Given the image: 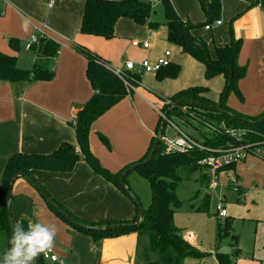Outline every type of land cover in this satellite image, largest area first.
<instances>
[{
  "label": "crops",
  "instance_id": "1",
  "mask_svg": "<svg viewBox=\"0 0 264 264\" xmlns=\"http://www.w3.org/2000/svg\"><path fill=\"white\" fill-rule=\"evenodd\" d=\"M84 1L54 0L48 7L47 0H0V53L21 58L22 47L28 45L33 35L59 44L51 59L53 76L49 80L14 83L0 80V188L2 172L11 154L50 153L62 142L76 146L73 119L80 106L91 97L93 89L86 77L87 60L74 49V44L95 53L113 67L122 66L126 60L137 63L147 58L154 62L166 50L169 51L168 59H180L179 54L168 49L165 29L154 32L126 17L116 21L114 36L110 39L80 33ZM143 1H150L153 7L159 3V0ZM254 1L221 0L223 16L228 21L226 33L224 22L213 24L211 29L203 27L211 32L213 27L216 30V36L211 38L212 56L216 46L229 42L230 29L235 38L241 39L237 62L246 67V74L238 83L242 99L237 101L230 96L226 106L247 116L264 112V26L261 8L253 5ZM171 3L176 13L191 23L206 18L198 0H171ZM193 30V35L198 34L203 39L201 31ZM11 38L18 40L20 48L10 46L8 40ZM132 40L147 41L149 45L147 48L134 47ZM181 61L190 62L192 66L188 78L181 77L179 72L175 78L151 82L149 89L144 86L149 85L146 78L153 81L150 76L154 73H143L146 78L141 74L138 86L126 89V94L92 123L88 134L89 149L104 168L116 172L139 160L156 133L159 121L156 111L162 101L158 94L168 97L180 89L194 86L191 81L195 69L203 76L200 62L192 57ZM251 73L253 80L249 79ZM202 84L208 88L206 96L217 101L224 77L218 75ZM100 135L106 138L107 144L102 142ZM236 164L219 172L228 175V170L232 169L235 173ZM32 175L50 197L78 219L110 223L131 219L136 213L131 199L83 160L68 173L33 170ZM240 185L239 191L244 190ZM10 192L14 225L25 220L27 224L55 225L57 229L53 249L61 262L43 259L40 264H136L139 233L93 240L58 217L23 177L12 181ZM257 223L260 222L257 221L255 227L260 228ZM192 238L188 237V243L191 244ZM233 250L236 254L239 252L235 247Z\"/></svg>",
  "mask_w": 264,
  "mask_h": 264
},
{
  "label": "trees",
  "instance_id": "2",
  "mask_svg": "<svg viewBox=\"0 0 264 264\" xmlns=\"http://www.w3.org/2000/svg\"><path fill=\"white\" fill-rule=\"evenodd\" d=\"M198 1L206 15V20L202 23L193 24L189 20L181 18L176 13L171 0H159L165 16L164 25L167 28L166 38L169 43L179 46L184 54L189 55L203 65L204 79L210 80L215 76L222 75L224 77V86L218 95L217 101L209 99L206 96L208 88L201 85H194L180 89L168 97H161L163 102H168V104H164V106L161 107V110L166 111L174 102L179 101L180 99H192L204 105H218L237 117L252 122L235 119L226 113L184 103L179 104L170 110L167 115L168 117L171 114L181 117L182 113L179 109L180 107L186 106L195 111L206 114L218 122L215 124L216 132L209 131L205 128L197 131L200 141L208 147L211 152L191 150L187 153H160L162 144L159 141L152 159L135 168L148 181L151 200L149 205L146 208H143V221L138 225H132L139 219L138 206L132 201L127 191L123 189L119 182L121 171L130 164L116 172H110L104 168L91 153L88 142V134L92 123L121 99L126 94V89L123 86V82L106 66V61L88 49L74 44V49L84 55L87 60L86 77L93 89L91 97L80 106L74 116L73 128L76 146L69 142H62L50 153L16 152L8 157L2 172L0 188V245H2L0 248V257H2L3 253L10 247V226L6 209L7 183L10 177L16 172H22L33 176V170L68 173L73 170L76 163L80 160L85 161L95 173L111 182L120 191L127 195L134 204L136 213L131 219L117 220L110 223L78 219L71 215L53 197H50L46 190L43 189L62 211L69 215L70 218H73L82 224L88 226L123 224V226L114 229L101 230L82 228L71 222L69 218L61 215L46 202L48 207L58 217L76 230L91 236L93 240L114 237L129 232H137L139 234L147 233L150 250L158 253L159 262L152 264H182L186 257L202 256L204 254L186 241L173 222L174 210L180 206V201L175 194V189L180 181L177 170L181 166L194 165L197 160L214 153L213 151L226 149L237 144L234 138L224 134L223 128L245 129V140L250 143L264 141V120L256 122L259 118L264 117V112H261L256 116H247L237 113L226 106V100L230 93H233L236 97L242 99L238 83L240 79L245 76L246 68L245 66L239 65L237 62L241 39L235 38L230 29L229 42L222 46H216L214 48V56H212L206 42L193 35L191 32L193 29L204 27L205 25H210L209 29H211V26L220 16V0ZM253 5H259L262 15H264V0H255ZM153 11L154 7L150 1L85 0L79 32L82 34H90L110 39L114 36V25L120 17L129 18L136 24L146 25L150 30H155L158 28L159 23L151 19ZM8 42L13 48H20L17 39L11 38ZM44 46H46L45 53H43ZM58 48L59 44L54 40L43 36L39 37L37 44L32 43L28 47V49L31 50L32 55L31 65L28 69H19L16 67V62L18 60L16 56L0 53V80L8 81L10 83L18 81L49 80L53 76L51 59L56 55ZM179 72L180 66L176 63L170 62L168 65L161 67L155 72V78L157 80L175 78ZM130 74V76L136 78L140 77L139 74ZM160 120L161 119L159 118L155 129L156 132L159 128ZM100 138L102 142L107 144L105 137L100 135ZM153 140L154 137L152 138L146 153L134 163L141 162L149 154ZM76 147L78 150H76ZM232 166L233 165L224 167L221 170ZM126 176L124 177L125 185ZM127 188L130 191V188ZM224 218L223 223L218 222L217 224L218 238L231 234L232 231L231 218L229 216ZM21 225L25 229L28 228V224L25 220L21 221ZM232 237L235 238L233 235ZM215 255L218 264H231L230 254L217 253ZM42 260L43 258L40 255L36 259V263L40 264Z\"/></svg>",
  "mask_w": 264,
  "mask_h": 264
},
{
  "label": "rangeland",
  "instance_id": "3",
  "mask_svg": "<svg viewBox=\"0 0 264 264\" xmlns=\"http://www.w3.org/2000/svg\"><path fill=\"white\" fill-rule=\"evenodd\" d=\"M256 7L259 6L256 5ZM151 19L159 23L158 28L152 31L158 32V30L163 28L166 30L167 36V28L164 25L165 16L160 3L154 7ZM205 20L206 18L197 23H202ZM218 20L224 22L225 27H223V29L224 33H226L228 21L224 18L222 9ZM261 23L262 26H264V15H262ZM195 29L201 31V35L211 54V49L213 48L211 38L212 35L214 37L216 36L215 28L213 27L212 32L205 30L203 27ZM196 36L201 38L198 34ZM167 47L171 52L180 55L179 61L178 59H169V61L171 60L173 63L180 66L181 77L185 79L188 78L191 74L192 66L189 64L190 62L183 63L181 60L190 56L184 54L177 45L169 43ZM130 75L131 74H129L127 78L128 82L134 87L138 86L139 78ZM142 75L143 78H146V75ZM192 76L193 80L191 81V85H203L202 83L207 81L204 79L201 72L199 75L198 69L192 72ZM199 76L201 79H199ZM150 77H152L153 81L146 78L149 85H144L149 89L151 82L154 83V81H159L155 78V73ZM249 77V79L253 80L252 73ZM141 84H143V82H141ZM123 86L126 89L124 83ZM230 96H233L232 98H235L237 101L241 100L233 93H230L227 99ZM158 98L161 100V95L158 94ZM160 102L161 106H159V109H161L164 104H168L167 101ZM179 111L182 113L181 117L171 114L169 117L167 116V122H164V125L170 122L181 131L190 134L197 140H200L197 131L201 129L205 128L209 131L216 132L215 124L218 122L208 115L186 106L180 107ZM227 129L229 128H223L224 134L232 137L227 132ZM166 131L170 135H174L172 129H167ZM165 151L164 146L161 145L160 153H165ZM177 173L180 177V181L175 189V194L180 201V206L174 210L173 222L184 238H186L188 234H191L193 237L191 239V245L198 251L204 253L202 256L186 257L182 264H218L215 257L217 253L231 254L230 259L232 264H251V262L258 261V259H264V159L249 155L243 162H238L236 164L235 173L232 169L228 170V175H223V173L219 172L215 181L216 185L212 190H210L208 185L210 178L207 174V167L199 160L192 166L179 167ZM231 177H233L234 182L230 180ZM239 185L242 186L244 190L240 189L241 191H239ZM126 186L129 187L130 192L137 197L143 208L149 205L151 200L149 184L137 169H133L127 174ZM243 193H245V195ZM219 202L224 204L232 220L231 234L225 235L222 238L217 237V224L218 222L223 223L225 219L224 217H219L216 213V204ZM257 221L260 222V228L255 227ZM232 235L235 236V238H233ZM138 243L136 264H152L159 262L158 253L152 252L149 248V237L147 233L140 234ZM1 246L2 245H0V248ZM233 247L239 250L237 254L233 250Z\"/></svg>",
  "mask_w": 264,
  "mask_h": 264
},
{
  "label": "built area",
  "instance_id": "4",
  "mask_svg": "<svg viewBox=\"0 0 264 264\" xmlns=\"http://www.w3.org/2000/svg\"><path fill=\"white\" fill-rule=\"evenodd\" d=\"M53 2L54 0H47L48 7H51ZM220 23V20H216L214 22L215 25H219ZM204 28L209 29L210 25H205ZM32 43H38L37 36H31L28 45L25 47L28 49L29 45ZM131 45L134 47L147 48L149 44L147 41L140 42L138 40H132ZM168 55L169 51L166 50L164 55L157 58L154 62H150L147 58H144L137 63L131 60H126L123 62L122 66L119 67H113L108 64H106V66L124 83L126 89H133L134 86H132L127 79L130 73L139 75L143 73H155L158 69L170 63ZM157 114L161 120L164 119V121L167 122V116H164V112L161 109H157ZM167 129H172V131H174V135H170L166 131ZM227 132L235 139L237 144L226 149L213 151L214 153H211L199 160L207 167V173L210 178V189L216 185L215 181L217 179V173L224 167L235 165L236 163L245 160L249 155L258 156L264 159V141L257 143H250L246 141L245 129H227ZM159 141L164 146L166 150L165 153H183L191 150L210 151V149L202 144L200 140L195 139L188 133H184L170 122H168L167 125L165 124ZM76 150H78L77 147ZM230 180L234 182L233 177H231ZM216 213L219 217L227 216V210L222 202L216 204ZM256 226L260 227L261 225L260 223H257ZM189 236L191 235H187L185 239H188ZM41 256L44 260L61 262L55 254L54 249L47 256L44 254H41ZM256 264H264V259L257 261Z\"/></svg>",
  "mask_w": 264,
  "mask_h": 264
},
{
  "label": "water",
  "instance_id": "5",
  "mask_svg": "<svg viewBox=\"0 0 264 264\" xmlns=\"http://www.w3.org/2000/svg\"><path fill=\"white\" fill-rule=\"evenodd\" d=\"M45 49L46 46H44L43 48V53H45ZM23 50V56L21 58H19L16 62V67L19 69H28L31 65V50L27 49L26 47H22ZM190 104V105H195L198 107H202L205 109H209V110H214V111H218V112H222V113H226L232 117H234L235 119H240V120H244L247 122H252L250 120H246L244 118H239L236 115L226 111L225 109H222L220 106L218 105H204L196 100H192V99H180L179 101L174 102L166 111H164V116H167L168 113L170 112V110H172L173 108H175L176 106H178L179 104ZM264 120V117L259 118L256 122L262 121ZM164 119H162L160 121L159 124V128L154 136V140L150 149L149 154L141 161V162H137V163H132L129 166H127L126 168H124L119 176V182L120 185L123 187V189H125L128 193V195L131 197L132 201H134L137 206H138V213H139V219L137 222H134L133 225H138L140 224L143 219H144V215H143V207L140 205L138 199L135 197V195L130 192L127 188V186L124 184V177L129 173V171L137 168L139 165L141 164H145L148 161H150L154 155V152L156 150V147L158 145V142L160 140V136L161 133L163 131L164 128ZM16 177H23L24 179H26L40 194V196L49 204L51 205L56 211H58L61 215H63L66 218H69L71 222H73L75 225L80 226L82 228H87V229H94V230H101V229H114V228H118L120 226H123V224H111V225H102V226H88L85 224H82L78 221H76L73 218H70L69 215H67L64 211H62L53 201L52 199L46 194V192L43 190V188L41 187V185L30 175L22 173V172H16L14 173L8 183H7V192H6V209H7V216H8V222H9V226H10V240L13 234V229H14V224H13V220H12V215H11V209H10V200H11V184L12 181L16 178ZM10 244V243H9ZM11 247V245H10ZM9 247V248H10Z\"/></svg>",
  "mask_w": 264,
  "mask_h": 264
},
{
  "label": "clouds",
  "instance_id": "6",
  "mask_svg": "<svg viewBox=\"0 0 264 264\" xmlns=\"http://www.w3.org/2000/svg\"><path fill=\"white\" fill-rule=\"evenodd\" d=\"M56 235L55 225L35 222L25 229L20 223L15 224L11 247L0 257V264H35L41 254L47 256L53 251Z\"/></svg>",
  "mask_w": 264,
  "mask_h": 264
}]
</instances>
